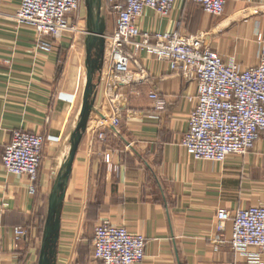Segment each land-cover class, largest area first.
I'll list each match as a JSON object with an SVG mask.
<instances>
[{"label":"crops","instance_id":"1","mask_svg":"<svg viewBox=\"0 0 264 264\" xmlns=\"http://www.w3.org/2000/svg\"><path fill=\"white\" fill-rule=\"evenodd\" d=\"M20 5L21 0H0V264L40 262L52 192L72 149L89 82L86 30L82 41L71 33L50 38L54 49L43 51L36 30L15 20ZM109 15L110 33L115 16ZM138 25L149 33L202 34L226 62L244 68L259 60L264 0H227L220 16L191 0H176L167 16L145 9ZM138 64H130V79L116 88L104 111L120 109V124L96 132L107 99L104 64L93 78L94 109L64 186L51 264H101L93 239L105 220L146 237V257L137 264H264L257 248L232 249V221L222 234L228 242L218 249L215 242L218 209L264 205V139L245 156L222 163L196 159L184 145L195 84L144 50ZM17 130L44 137L35 193L28 176L8 174L2 165L5 145ZM17 227L26 234L18 237Z\"/></svg>","mask_w":264,"mask_h":264},{"label":"built area","instance_id":"2","mask_svg":"<svg viewBox=\"0 0 264 264\" xmlns=\"http://www.w3.org/2000/svg\"><path fill=\"white\" fill-rule=\"evenodd\" d=\"M211 15L224 13L227 0H191ZM82 0H21L15 14L19 24L32 26L38 34L37 47L46 52L54 49L50 38L79 31L78 11ZM108 13L115 16V28L105 34L104 70L107 81L106 105L98 110L99 128L117 127L122 119L120 109L107 114L113 104L115 90L130 79L132 62L138 64V53L146 51L170 68L192 81L196 87L195 104L188 117L184 145L196 159L222 163L231 156H245L253 150L264 134V36L258 35L259 60L255 65L241 67L226 62L221 54L205 44L202 34L183 35L178 31L143 32L138 20L151 8L163 16L171 13L176 0H105ZM158 109L164 102L156 92ZM108 102V103H107ZM104 138V133H100ZM44 137L32 131L17 130L5 145L2 165L8 174L26 175L34 186L42 160ZM111 155H106L110 161ZM228 221L233 229L229 243L234 251L257 248L264 253V205L230 211L218 209L215 218L216 249L228 242L222 234ZM18 237L26 234L17 227ZM94 256L101 264H137L146 257L147 239L125 226L108 220L100 223L94 233ZM250 259L259 261L258 255Z\"/></svg>","mask_w":264,"mask_h":264},{"label":"water","instance_id":"3","mask_svg":"<svg viewBox=\"0 0 264 264\" xmlns=\"http://www.w3.org/2000/svg\"><path fill=\"white\" fill-rule=\"evenodd\" d=\"M85 3L87 7L86 51L89 82L85 90L81 119L73 134L72 149L65 160L62 172L52 192L50 214L45 229L39 264H51V261L54 259L53 255L55 254V246L60 228V209L64 197V186L67 183L82 132L86 130L91 112L94 109L92 95L97 85L93 82V78L97 70L101 69L104 64L107 23L102 13L103 0H85Z\"/></svg>","mask_w":264,"mask_h":264},{"label":"rangeland","instance_id":"4","mask_svg":"<svg viewBox=\"0 0 264 264\" xmlns=\"http://www.w3.org/2000/svg\"><path fill=\"white\" fill-rule=\"evenodd\" d=\"M103 6L104 7H102V13L104 14V19H105L106 23H110L109 20H111L112 16L109 15L105 3L103 4ZM86 21H87V7H86L85 0H82L81 6H80L79 11H78V20L75 21L79 25L78 26L79 27V31L71 33L72 35H76L77 39L79 41H82L84 36H85V34H83L81 32H82V30H86L87 29ZM82 54L85 55L86 52L83 51ZM262 138L264 139V134H263ZM263 149H264V147H263Z\"/></svg>","mask_w":264,"mask_h":264}]
</instances>
